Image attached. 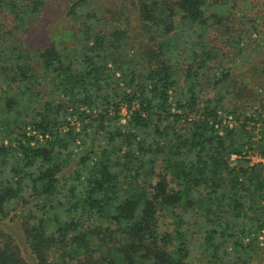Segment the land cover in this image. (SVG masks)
<instances>
[{"label":"trees","instance_id":"obj_1","mask_svg":"<svg viewBox=\"0 0 264 264\" xmlns=\"http://www.w3.org/2000/svg\"><path fill=\"white\" fill-rule=\"evenodd\" d=\"M53 2L0 13L25 31ZM94 2H66L64 38L0 41V220L14 213L24 235L21 249L0 225V264H100L95 244L115 241L105 264H264V161L247 159L264 158V100L240 112L256 94L238 70L255 65L227 67L254 19L208 0Z\"/></svg>","mask_w":264,"mask_h":264},{"label":"rangeland","instance_id":"obj_2","mask_svg":"<svg viewBox=\"0 0 264 264\" xmlns=\"http://www.w3.org/2000/svg\"><path fill=\"white\" fill-rule=\"evenodd\" d=\"M69 0H54V2L50 5H48L43 13H39L37 15L35 14H30L29 15V20H24L21 22V26L25 27V31L21 30L20 27L17 26V21L14 19V15L10 14L9 12H1L0 13V41L3 40V38L6 34H9L11 36V39H18L21 40L23 39L24 42L29 44L31 43L32 45H37V44H47L52 39H57L58 36H60V33L62 34L61 36L64 38L67 36V32L65 29L66 22L64 18V13L63 11L66 7V2ZM95 5L99 8L100 12H104V10H108V7H113L114 5L118 6L121 5L124 1L126 2V12L130 13L134 11L135 7L132 3V1L136 0H94ZM212 0H208V9L212 13H232V17L236 21H241L247 22L250 18H253L254 21L247 25L245 27V33L243 34V43L245 45V52L241 54L238 57H233L232 62L227 64L228 66H231L235 63H240V64H249L252 63V66L255 65V70L249 71L244 70L243 68H240L238 70L239 74H243L245 72V75H242L241 78V84L239 86L241 87H252L254 89V92L256 94V98L253 99L251 102L245 103L242 105V109L240 112H245L247 115L254 114L255 111H257L256 108H258L257 105H259V102L264 100V78L261 76H264V73L262 72L261 69L264 68V19L261 17H256V13H262L264 14V1L263 0H229L227 4H221L219 5L218 3H212ZM118 8V7H117ZM113 8V10L117 9ZM247 13L248 17H244V14ZM252 16V17H251ZM35 21V22H34ZM34 22V23H33ZM65 25V26H64ZM138 31V30H137ZM139 32V31H138ZM136 32V39L139 41L142 39V33L141 32ZM29 42V43H28ZM229 62V61H228ZM250 72V73H249ZM252 75H255L256 78H261V81L257 83L252 82V78L250 77ZM233 94L236 95V91L234 93H231L228 98H231ZM236 101L233 102H246L248 100H243L239 99V97L236 96ZM260 99V100H259ZM237 106H240L239 104H235ZM174 111V110H173ZM122 113L124 116H128V111L126 107H122ZM75 118V117H74ZM72 119L71 122L72 124L76 125V130L79 131L81 129V124L79 122H74L75 119ZM233 118V116H232ZM262 119H264V113L261 116ZM126 119V118H125ZM262 119H259V124L254 127L255 128V134L254 138L261 139L262 136V129H261V123L263 122ZM125 121V120H123ZM252 123L249 125L251 126ZM248 126V127H249ZM28 130L30 131L29 127ZM257 140V139H256ZM261 141V140H260ZM259 141V142H260ZM5 142H8L6 140ZM77 144H82V140L79 139L77 141ZM248 154V158L251 163H258L262 162L260 159L263 157L261 154L258 152L256 149L253 151L252 149L250 150ZM137 195H143V192H137ZM17 216H15L14 213L11 214L7 219L0 220V225L8 230L9 233L14 234L17 239L19 240V246L21 249H23L24 244L22 243L24 239V235L20 229V224H18V219H16ZM123 236L118 234L116 236L117 241H123ZM116 242V241H115ZM110 243V246H103L102 248L98 247L97 244L96 246V255L99 258L100 264H105L103 263L105 259H113L118 251V245ZM58 253L53 252L50 256V261L56 264L60 263V259L58 258ZM71 259V257H68L67 260ZM32 262V261H31ZM256 264V262L254 263Z\"/></svg>","mask_w":264,"mask_h":264},{"label":"built area","instance_id":"obj_3","mask_svg":"<svg viewBox=\"0 0 264 264\" xmlns=\"http://www.w3.org/2000/svg\"><path fill=\"white\" fill-rule=\"evenodd\" d=\"M229 118H230V120L231 121H229V123H230V125L232 126L233 125V120H232V116H229ZM236 158H238V155L237 154H233L232 155V159H236ZM261 161H264V158H262V159H260Z\"/></svg>","mask_w":264,"mask_h":264}]
</instances>
